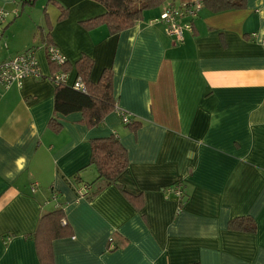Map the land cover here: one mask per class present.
<instances>
[{
    "label": "crops",
    "instance_id": "1",
    "mask_svg": "<svg viewBox=\"0 0 264 264\" xmlns=\"http://www.w3.org/2000/svg\"><path fill=\"white\" fill-rule=\"evenodd\" d=\"M35 2L0 0L11 12L0 62L33 48L42 75L0 83V264H41L33 233L59 206L67 233L51 241L53 264H264V0L201 8L181 40L158 19L169 1L114 33L83 25L104 13L98 1L40 0L42 13L22 15ZM41 33L67 60V85L83 55L90 83L110 74L114 107L98 125L54 112ZM112 134L127 165L104 184L90 141ZM83 184L100 188L79 197ZM241 217L252 231L229 225Z\"/></svg>",
    "mask_w": 264,
    "mask_h": 264
},
{
    "label": "trees",
    "instance_id": "2",
    "mask_svg": "<svg viewBox=\"0 0 264 264\" xmlns=\"http://www.w3.org/2000/svg\"><path fill=\"white\" fill-rule=\"evenodd\" d=\"M22 4L31 3L32 0H21ZM101 3L105 11L95 17L83 20L85 27H91L98 23L107 25L110 32H118L124 28L132 26L135 22L142 18L143 11L147 8L159 6L165 1L172 0H95ZM202 8L210 12H221L231 9L242 8L246 0H198ZM61 8L60 17H62L66 9ZM43 43L48 63L52 66L51 75L57 71L67 72L69 65L65 59L62 63H57L48 58L47 47L53 44L48 35L43 33ZM33 49V48H29ZM91 66V60L84 55L76 61L78 77L84 82L85 91L81 92L74 89L66 83H54V112L67 114L74 110H82L83 120L86 124L93 126L98 125L105 114L114 107L112 95L111 76L107 71H104L96 84L90 83L87 79V73ZM130 123V122H129ZM128 123V124H129ZM50 127L57 128L58 123L52 117L49 122ZM91 155L90 162L93 163L97 170L96 181L101 180L104 184L115 182L118 174L127 165V154L125 148L120 143L115 135L106 137L93 138L90 141ZM88 186L87 197L89 198L93 192L100 187L95 185L91 189ZM185 200V199H184ZM184 200L179 201V206L183 205ZM246 221V223H242ZM232 228L240 230L252 231L254 229L253 222L250 219L241 217L232 219L229 223ZM67 233L66 222L63 221V212L61 206L43 214L40 218L38 228L33 233V238L36 242L37 251L40 257L41 264H53L51 241L54 238L63 236ZM117 245L114 243L113 247Z\"/></svg>",
    "mask_w": 264,
    "mask_h": 264
},
{
    "label": "built area",
    "instance_id": "3",
    "mask_svg": "<svg viewBox=\"0 0 264 264\" xmlns=\"http://www.w3.org/2000/svg\"><path fill=\"white\" fill-rule=\"evenodd\" d=\"M201 8L202 5L198 0L193 3H185L182 5H175L174 3L167 2L162 8L158 19L164 21L169 35H172L177 40H181L184 31L192 29L191 20L198 15ZM6 14V10L0 7V22L4 20ZM155 20L156 19H152V21ZM262 44H264V40H262ZM47 54L49 59L57 63H62L65 60L64 55L54 44H50L47 47ZM26 76L34 78L42 76L33 49H27L0 62V83L2 85L8 86L13 82L20 83V80ZM48 78L53 83L67 84V72L64 71H57ZM71 86L81 92L85 91L84 82L79 77L71 83ZM120 115L123 123H128L130 121L125 113L120 112ZM31 189L33 190V187H31ZM171 190L179 201L184 200L185 193L180 183L173 185ZM164 191L167 192L168 188ZM87 192L88 186L86 184L81 185L77 189L79 197L86 196ZM113 246L114 244L111 238H109L107 248L110 249L113 248Z\"/></svg>",
    "mask_w": 264,
    "mask_h": 264
},
{
    "label": "rangeland",
    "instance_id": "4",
    "mask_svg": "<svg viewBox=\"0 0 264 264\" xmlns=\"http://www.w3.org/2000/svg\"><path fill=\"white\" fill-rule=\"evenodd\" d=\"M37 2H35V4L33 5H29V6H24V9L22 10V15L26 14V13H31L32 17H36L38 14L42 13V6L40 7V0H35ZM11 12L8 11L6 18L10 17ZM6 20V19H5Z\"/></svg>",
    "mask_w": 264,
    "mask_h": 264
}]
</instances>
